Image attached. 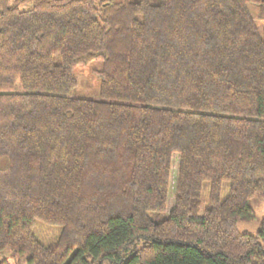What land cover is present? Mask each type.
Segmentation results:
<instances>
[{
  "label": "trees",
  "instance_id": "trees-1",
  "mask_svg": "<svg viewBox=\"0 0 264 264\" xmlns=\"http://www.w3.org/2000/svg\"><path fill=\"white\" fill-rule=\"evenodd\" d=\"M257 195L264 0H0V264H264Z\"/></svg>",
  "mask_w": 264,
  "mask_h": 264
},
{
  "label": "rangeland",
  "instance_id": "rangeland-1",
  "mask_svg": "<svg viewBox=\"0 0 264 264\" xmlns=\"http://www.w3.org/2000/svg\"><path fill=\"white\" fill-rule=\"evenodd\" d=\"M14 1V0H12ZM25 8V7H23ZM248 9L257 23L258 27H260L259 22L256 20L257 17V7L253 5H248ZM100 62H92L86 66H78L73 70V76L76 80V86L71 91L70 96L76 98H85V99H97L99 92V79L96 76V72L100 70ZM177 165L174 160L171 167V177H170V192L168 195V203L164 213H150V218L155 222H160L167 217V213L171 210L174 202V183L176 176ZM207 185H204V190L202 192V201L205 203L207 198ZM228 194V184L224 183L222 187V199ZM254 219L245 222L240 221L237 223V230L240 232H245L248 234H254L257 230L261 217L264 213V197L257 195L254 197V200L251 204ZM60 232V228L52 227L45 225L41 222L36 221L33 227V233L35 238L44 246H49L53 242L56 241ZM8 256L6 251L0 252V260ZM18 264H27L26 257H20L18 259Z\"/></svg>",
  "mask_w": 264,
  "mask_h": 264
}]
</instances>
